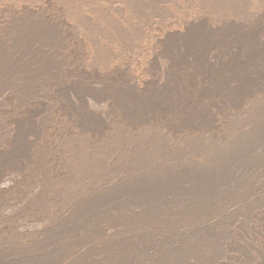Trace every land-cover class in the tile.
<instances>
[{
  "label": "rangeland",
  "instance_id": "rangeland-1",
  "mask_svg": "<svg viewBox=\"0 0 264 264\" xmlns=\"http://www.w3.org/2000/svg\"><path fill=\"white\" fill-rule=\"evenodd\" d=\"M0 264H264V0H0Z\"/></svg>",
  "mask_w": 264,
  "mask_h": 264
},
{
  "label": "bare ground",
  "instance_id": "bare-ground-1",
  "mask_svg": "<svg viewBox=\"0 0 264 264\" xmlns=\"http://www.w3.org/2000/svg\"><path fill=\"white\" fill-rule=\"evenodd\" d=\"M221 173H222V171H221ZM200 175L201 174H199L198 176H200ZM172 180H174V179H173V177H170V176L167 177V178L156 179V180H153V181L146 180V181L139 182L137 187L140 188V189H147V188H151V187H155L156 188V187H159L160 185H162L164 182L168 181V183H171Z\"/></svg>",
  "mask_w": 264,
  "mask_h": 264
}]
</instances>
